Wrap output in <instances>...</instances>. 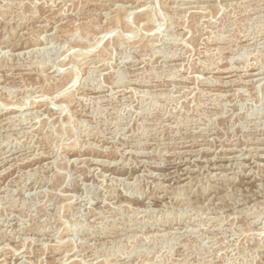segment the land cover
Masks as SVG:
<instances>
[{"label":"rangeland","instance_id":"1","mask_svg":"<svg viewBox=\"0 0 264 264\" xmlns=\"http://www.w3.org/2000/svg\"><path fill=\"white\" fill-rule=\"evenodd\" d=\"M0 79V264H264V0H0Z\"/></svg>","mask_w":264,"mask_h":264},{"label":"bare ground","instance_id":"2","mask_svg":"<svg viewBox=\"0 0 264 264\" xmlns=\"http://www.w3.org/2000/svg\"><path fill=\"white\" fill-rule=\"evenodd\" d=\"M122 1H127V0H122ZM199 1V0H198ZM234 3V2H233ZM135 5V4H134ZM197 5V4H196ZM235 5V4H234ZM117 6V5H116ZM121 7V6H120ZM132 7V6H131ZM135 7V6H134ZM190 7V6H189ZM112 8H113V6H112ZM117 8V7H116ZM126 8V7H125ZM194 9V8H193ZM205 9V8H204ZM202 11V10H201ZM143 21V20H142ZM115 23V22H114ZM148 29V28H147ZM169 29V28H168ZM149 30V29H148ZM108 32V31H107ZM157 34V33H156ZM151 34H148V36H150ZM254 41V40H253ZM43 42V41H42ZM144 49V48H143ZM101 59V58H100ZM94 59L93 58H87V59H83V60H81L80 61V65L82 66H85V65H87L89 62H91V61H93ZM96 60V59H95ZM93 64V63H92ZM62 68V67H61ZM92 69V68H91ZM227 69V68H226ZM238 71V70H237ZM259 72V71H258ZM245 73V72H244ZM96 75V74H95ZM260 74L259 73H256V72H254V74L252 73V78H254V77H258ZM241 76V75H240ZM244 76V75H243ZM71 77V76H70ZM75 77V76H74ZM72 79V78H71ZM256 79V78H255ZM1 80V79H0ZM73 80H75V79H73ZM73 80H71V82L70 83H73V82H75V81H73ZM212 80V79H211ZM214 80V79H213ZM259 80V79H258ZM227 81V80H226ZM229 81V80H228ZM246 81V80H245ZM68 82V83H69ZM221 82V81H220ZM230 82V81H229ZM251 82V81H250ZM226 83H228V82H226ZM230 83H232V82H230ZM229 83V84H230ZM235 83V82H234ZM236 83H238V82H236ZM74 84V83H73ZM239 84H245L244 82L243 83H239ZM63 86V85H62ZM57 88V87H56ZM68 90V89H67ZM42 93V92H41ZM45 95V94H44ZM50 96V95H49ZM36 99V98H35ZM102 100V99H101ZM12 102V101H11ZM34 103V102H33ZM21 106H23V105H21ZM1 108V107H0ZM209 108V107H208ZM8 111V110H7ZM9 113H11V111L9 112ZM56 115V114H55ZM1 116V115H0ZM49 118V117H48ZM47 118V119H48ZM11 119V118H10ZM15 119V118H14ZM258 119V118H257ZM1 123V122H0ZM155 123V122H154ZM258 123V122H257ZM28 127V126H27ZM18 128V127H17ZM8 129V128H7ZM27 130V129H26ZM21 133H22V131H21ZM194 133V132H193ZM191 134V133H190ZM195 138V137H194ZM206 139V138H205ZM204 139V140H205ZM193 140V139H192ZM256 142V141H255ZM189 144V143H188ZM207 144V143H206ZM135 145V144H134ZM177 146V145H176ZM250 152V151H249ZM25 153V152H24ZM178 153V152H177ZM176 153V154H177ZM40 154V153H39ZM146 154V153H145ZM5 156V155H4ZM248 157V156H247ZM34 158V157H33ZM216 158V157H215ZM210 160V159H209ZM230 160V159H229ZM17 162V161H16ZM97 162V161H96ZM23 163V162H22ZM189 165V164H188ZM15 166V165H14ZM104 166V165H103ZM223 167V166H222ZM182 174V173H181ZM188 175V174H187ZM256 176V175H255ZM176 218V217H175ZM201 219V218H200ZM192 220H193V218H192ZM162 222V221H161ZM185 226V225H184ZM187 226V225H186ZM177 229V228H176ZM192 229V228H191ZM182 232V231H181ZM111 233V232H110ZM103 235V234H102ZM84 238V237H83ZM105 242V241H104ZM94 245V244H93ZM88 249V248H87ZM20 252V251H19ZM27 262V261H26Z\"/></svg>","mask_w":264,"mask_h":264}]
</instances>
